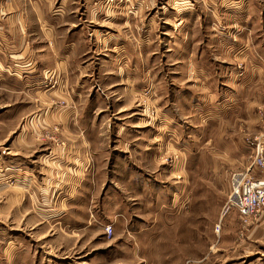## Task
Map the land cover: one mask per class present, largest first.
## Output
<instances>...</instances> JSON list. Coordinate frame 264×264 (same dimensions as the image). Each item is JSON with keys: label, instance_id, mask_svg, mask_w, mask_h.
<instances>
[{"label": "rangeland", "instance_id": "rangeland-1", "mask_svg": "<svg viewBox=\"0 0 264 264\" xmlns=\"http://www.w3.org/2000/svg\"><path fill=\"white\" fill-rule=\"evenodd\" d=\"M108 1L117 3L112 5L114 12L95 21L85 35L90 38L87 45L94 57V74L88 76L89 82L79 83L72 103L77 110L72 125L85 129V137L67 134V118L48 120L41 110L25 114L24 93L0 87V144L11 145L12 151L23 158L36 159L40 171L45 167L49 168L47 172L56 173L60 165L52 159L67 158L64 160L71 165H81L74 154L90 160L93 169L97 167L96 178L85 177L80 182L76 178L67 180L73 169L67 164L61 167V177L49 173L44 192L35 185L23 186L14 177L0 179V264H246L254 258L263 262L264 244L254 243L251 235L245 234L247 227L237 210L223 216L221 230L216 232L229 198L230 175L247 168L252 151L240 155L230 151L223 142L233 136L221 133L223 120L214 117L207 124L200 119V111L182 103L178 104V113L183 131L179 140L171 135L160 95L172 99V86L185 84L169 81L168 58L162 53L163 58L148 63L149 68L146 64L148 79L140 88L131 79L119 82L117 69L111 71L108 63L104 64L108 48L117 46L106 38H115L118 32L127 34L129 41L137 32L141 34L151 48L145 55L155 59L159 38L167 36L172 26L166 19L171 13L170 0ZM225 1V23L218 26L233 31L229 37L235 36L234 46L232 40L223 45L219 40L218 48L212 35L217 22L209 21L205 26L207 21H197L196 30L209 36L202 41L209 43L208 49L212 47L213 61L219 58L225 64L232 58L227 55L235 51L239 56L234 59L239 71L235 78L244 82L254 61L253 43L264 53V0ZM210 16L207 14L208 20ZM163 51L164 47L159 50ZM152 75L161 87L150 81ZM48 76L51 82H44L45 86L57 84L50 79H56L54 74ZM71 93L69 89L66 97H57L55 106L67 105ZM258 129L250 130L247 121L241 119L226 131L237 132L247 141L264 125ZM78 141L81 149L67 151L70 143ZM41 176L38 173L39 182ZM154 180L156 193L146 188ZM77 184L80 186L75 191ZM59 186L74 190L78 198L70 200L58 190L53 194V188ZM53 210L65 214L55 217ZM108 225L112 226L110 234Z\"/></svg>", "mask_w": 264, "mask_h": 264}, {"label": "crops", "instance_id": "crops-1", "mask_svg": "<svg viewBox=\"0 0 264 264\" xmlns=\"http://www.w3.org/2000/svg\"><path fill=\"white\" fill-rule=\"evenodd\" d=\"M198 1L170 0L167 2L172 10H169L171 13L167 15L166 19L169 24L172 21V26L169 28V33H165L167 36L159 38L158 44L161 51L164 47V51L156 50L158 56L155 59L145 55L146 50H151V48L149 44L143 41L141 34L137 32L136 37L133 36L135 39L129 41L127 34L118 32L115 38L111 36L106 38L111 41V44L114 43V46L117 45L118 47L108 48L109 52L108 54L105 53L106 62L104 64L107 66L108 63L111 71L117 69L116 75L119 82L123 83L125 79L126 81L131 79L140 88L147 83L145 81L148 79L145 76L146 64L149 68L148 63H153L155 60L157 61V58H163L164 55L167 56L169 69L167 78L171 82L185 84H180L182 85L180 87L179 84H173L174 95L172 99L167 95H160L163 113L166 114L171 126V132L169 131L171 135L179 140L178 135H180V131L181 133L183 131L181 129L182 124L179 122L182 119L178 113V104L182 103L200 111V119L207 121V124L212 123L214 117L215 119H222L221 133L233 136L225 139L226 143L223 142V144L229 146V150L237 155L249 153L252 148L245 138L240 139L241 134L237 132L228 133L226 130L229 126L235 128L236 122L241 119H245L249 129L255 132L259 130L258 128L262 124L264 125V53L257 48V43H253L255 49L253 65L249 69L250 72L247 74L246 81H237L235 76L238 65L235 64L234 59L239 56L235 51L232 52V56L227 55L233 59L231 58V61H227L225 64L219 58L213 61L214 57L212 59L210 57L212 47L208 49L209 43L202 41L203 38L209 36L199 34L196 30L197 21L200 23L207 21L205 26L208 25L209 21L211 23L217 22L216 30L212 35L218 48L220 47L219 40L221 45L232 40L234 46L235 36H233L234 38L229 37L233 31L218 26V24L224 25L225 23L222 15L225 10L222 11V9L227 1L202 0V4ZM114 4L117 3H109L108 0H0V87L2 86L5 90L11 89L15 94L24 93L26 97L24 98L25 114L32 113L34 110L37 113L41 110L40 113H45L44 117L48 120L67 118L70 122L64 129L68 135H77L81 138L86 136L85 129L72 125L77 112L75 105L72 104L77 96L75 89L81 87L80 82H89L88 76L94 74L91 66L94 57L90 52V46L87 45L88 37L86 38L85 35L96 24L95 21L114 12L111 10ZM238 6L241 7V4ZM138 12L139 10H136L135 14ZM130 13L134 12L131 11ZM206 13L211 15V19L208 20ZM191 22H195L196 25H188ZM88 39L90 41V38ZM222 55L223 53H221ZM117 56L120 58L117 59ZM124 58L127 60L126 63H124ZM233 61L234 63H232ZM115 62L117 64L114 67L112 64ZM49 73L54 74L57 79V84L51 87L44 85V82H51L49 81ZM154 77L152 75L150 81L154 82ZM154 83L161 87V82ZM69 89L72 93L67 96V105L56 107L57 97H66L65 94ZM34 94L37 96L35 99L33 98ZM7 112L5 110V113ZM190 115L193 114H187L188 117ZM192 117L194 115L190 118ZM235 134H238L236 138H234ZM81 138L79 140L83 141ZM78 143L79 141L70 143L71 147L67 151H72L75 148L81 149L77 146ZM88 144L89 148L87 149L91 150L92 144ZM186 149L189 150V148ZM46 156L49 158L51 154L47 153ZM24 157L26 158L14 153L11 145L0 144V179L4 181L14 177L17 183L28 188L35 185L44 192L46 187L43 183H46L50 178L49 173L51 176L61 177L59 176L63 173L61 167L67 164L68 167L73 168L69 170L71 174L67 180L76 178L75 180L81 182L85 177L91 179V177L96 178L97 175V167L95 166L93 169L90 160L80 159L76 154L73 157L81 162V165H71V162L64 160L67 158L63 160L52 159V162H57L60 165V169L58 168L56 173L55 170L47 172L49 168L45 167H42L45 171L42 169L40 171L36 159H31L29 156ZM52 158L56 157L52 156ZM38 173L40 176L42 175V182L38 181ZM78 184L76 188L73 186L72 189L75 188L76 191L80 186ZM143 184L145 187V182ZM188 185L186 184L185 189ZM61 187L53 188L52 193L54 194V190H58L64 197L78 198L74 194V190ZM146 188L152 193H156V180L150 183V187ZM53 194H51L52 197ZM42 209L47 210L46 208ZM53 211H55L53 213L56 215L55 217L65 214L61 210ZM253 223L251 238L255 240L254 243L262 245L264 244V209ZM246 264H264V261L259 262L254 258Z\"/></svg>", "mask_w": 264, "mask_h": 264}, {"label": "built area", "instance_id": "built-area-1", "mask_svg": "<svg viewBox=\"0 0 264 264\" xmlns=\"http://www.w3.org/2000/svg\"><path fill=\"white\" fill-rule=\"evenodd\" d=\"M50 79L53 84L57 82L53 76ZM247 143L252 148L253 159L247 168L231 173L229 198L221 220L216 224V232L221 230L223 216L235 209L242 224L247 227L245 234L250 235L253 233L254 220L264 209V129L255 137L247 139ZM106 231L110 234L112 226L108 225Z\"/></svg>", "mask_w": 264, "mask_h": 264}]
</instances>
